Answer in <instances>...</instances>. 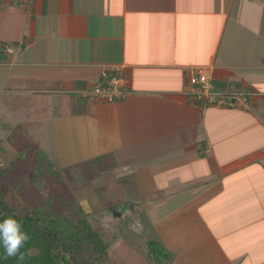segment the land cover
<instances>
[{
  "label": "crops",
  "instance_id": "crops-1",
  "mask_svg": "<svg viewBox=\"0 0 264 264\" xmlns=\"http://www.w3.org/2000/svg\"><path fill=\"white\" fill-rule=\"evenodd\" d=\"M198 68L245 99L195 102ZM2 97L110 156L94 197L130 200L171 264H264V0H2Z\"/></svg>",
  "mask_w": 264,
  "mask_h": 264
},
{
  "label": "rangeland",
  "instance_id": "rangeland-1",
  "mask_svg": "<svg viewBox=\"0 0 264 264\" xmlns=\"http://www.w3.org/2000/svg\"><path fill=\"white\" fill-rule=\"evenodd\" d=\"M4 99L0 98V191L5 199L20 214L44 208L74 221L87 219L109 247L105 257L89 250L90 264H149L127 241L130 231L142 230L138 216L133 215V203L94 197L95 186L103 178L93 158L97 152L81 151L80 142L73 139H56L53 128L45 125L46 117L55 113L51 104L40 110L48 114L39 116L31 103L10 104ZM15 123L20 129L9 130ZM84 140L82 148L88 149ZM104 171L106 176L114 175L112 168Z\"/></svg>",
  "mask_w": 264,
  "mask_h": 264
},
{
  "label": "trees",
  "instance_id": "trees-1",
  "mask_svg": "<svg viewBox=\"0 0 264 264\" xmlns=\"http://www.w3.org/2000/svg\"><path fill=\"white\" fill-rule=\"evenodd\" d=\"M114 76L117 75L109 72L108 79ZM72 105V110L63 108L60 114H74L76 110L74 104ZM95 160L101 170L111 169L115 165L110 156H99ZM7 216H14L22 221L23 230L29 234L30 239L21 249L23 260L17 257L6 258L3 248L0 247V264H90L87 255L89 250L101 257L108 254L106 240L87 219L74 221L56 211L47 212L44 208L20 214L0 191V220ZM140 222L142 232L130 231L127 241L139 250L144 248L145 255L152 264H171L175 254L165 248L144 214L140 216Z\"/></svg>",
  "mask_w": 264,
  "mask_h": 264
},
{
  "label": "built area",
  "instance_id": "built-area-1",
  "mask_svg": "<svg viewBox=\"0 0 264 264\" xmlns=\"http://www.w3.org/2000/svg\"><path fill=\"white\" fill-rule=\"evenodd\" d=\"M122 77H113L107 81L108 88L104 86H98L95 89L96 96H101L109 101H114L115 97H121V88L123 83L121 84ZM113 86L114 90L109 89V87ZM189 86L192 94V98L195 102L204 103L207 105L213 106H234L237 102H240L242 99H245L241 94H237L235 92H224L223 90H219L212 78L209 76L207 70L204 69H194L189 76ZM110 91V93H107ZM112 91H116L118 94L112 93Z\"/></svg>",
  "mask_w": 264,
  "mask_h": 264
},
{
  "label": "clouds",
  "instance_id": "clouds-1",
  "mask_svg": "<svg viewBox=\"0 0 264 264\" xmlns=\"http://www.w3.org/2000/svg\"><path fill=\"white\" fill-rule=\"evenodd\" d=\"M29 239V234L23 230L22 221L14 216L0 220V247L3 248L6 258L17 257L23 260L21 249Z\"/></svg>",
  "mask_w": 264,
  "mask_h": 264
}]
</instances>
